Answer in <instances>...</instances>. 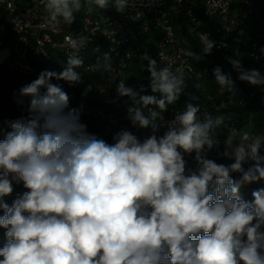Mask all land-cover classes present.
<instances>
[{"label":"clouds","instance_id":"clouds-1","mask_svg":"<svg viewBox=\"0 0 264 264\" xmlns=\"http://www.w3.org/2000/svg\"><path fill=\"white\" fill-rule=\"evenodd\" d=\"M91 3L108 0H45L49 31L3 37L16 80L0 118V264H264V28L245 40L264 0H115V15L75 22ZM96 34L117 62L105 54L89 103L62 81L84 82ZM229 46L235 71L221 72ZM141 52L148 94L121 79ZM29 53L68 66L38 73ZM116 83L129 118L105 109L120 106ZM14 186L26 191L9 204Z\"/></svg>","mask_w":264,"mask_h":264},{"label":"trees","instance_id":"trees-1","mask_svg":"<svg viewBox=\"0 0 264 264\" xmlns=\"http://www.w3.org/2000/svg\"><path fill=\"white\" fill-rule=\"evenodd\" d=\"M243 1L244 0H235V2L238 4V6L240 8H244ZM82 3H83V0H82ZM114 3H115V0H108L107 8H104V9L100 8L98 5H95L94 3L84 5V6H82V8L79 12L74 13L75 22H80L79 20H81V18L93 8L99 9V11L94 15L95 17H98V18H103L107 14L115 15V10L112 6V4H114ZM262 6H264V3ZM3 8L0 9V20L3 22H7L8 13ZM262 9H263V11H262L261 15L264 16V8H262ZM256 18L257 17H255V16H249V18H248L249 24H250V29L247 32V36L245 38L246 41H250L254 37V35H257L259 33L261 28H264L263 26L256 23V21H255ZM11 40H12V34L10 33V28L8 26L7 35L5 36V41L10 43ZM233 48H234L233 46H229V50L227 52V55H224V54L219 55V61L217 63V66L221 68V70H220L221 72L222 71L223 72L228 71L229 69H232V71H235V67L233 66V64L232 65L229 64L231 62V61H229L231 59L230 56L232 54L231 49H233ZM82 51H84V50H82ZM86 51H87V53H86L87 54V61L85 62V64H89V65L93 64L94 68L91 71H88L85 73L84 82L82 83V81H81V82H78L72 86H69V84L67 82H64V81H62V82L69 89L75 90L74 92L78 95L77 96L78 99H80V100L85 99L86 102L94 103L98 99V95L93 90H98L99 89L98 84L103 83L105 81L104 80L105 78L100 74V69L102 66H105V64H106V62L104 60V56H105V54L109 53L108 44L102 39V37L99 34H96L93 37V40L91 42H89ZM151 54H153V51H151ZM108 55L110 56V59H109V61H107V63L110 64L111 66H114L117 62V58L115 57L114 54H108ZM141 57H142V52L139 54L136 62L125 72L124 76L121 79L125 80V86L126 87H133L132 85L137 86L140 83L137 86L138 88H136L137 91H139V86L143 85L146 88V92L144 94H148V93H150L151 89H150V87H148V85H146V80H144V78H142L144 76V74H142V76H141V74H138L141 66L145 65L143 63V61H141ZM28 58L34 62L33 64L36 67L38 73H41L43 71L61 72L62 69L66 68L68 66V60L63 61L60 64H54L53 65L48 61H40L38 59H33L30 56V53L28 55ZM97 64H99V67H96ZM7 79L16 80V78L14 76H12V73H10V67L7 64H5L3 66H0V118L14 115L11 111L6 109L5 104H4V103L8 102L9 99H11V97H13L12 93H14V92H11L10 90H5V86L7 85V88H8V85H10L12 83V81L7 80ZM8 82L10 84H8ZM117 83L113 85L112 92H113V94H115V96H117L119 98L120 106L117 107V105L114 106L112 104H108V105H106L105 109L107 112L114 113L115 115H118L120 118H123V119H124V117L129 118L128 108L130 106H132V101L128 97H121L118 95V93L116 91ZM80 85H82V87ZM88 85H92L93 90H90V91L87 90ZM168 112H169V110H168ZM168 112H166V113H168ZM82 121L87 123L83 117H82ZM89 130L98 134L101 138H104L109 143L114 142L112 140L113 135L110 134L108 132V130H106V128H104V127L89 125ZM254 188H258V187H253L252 189H246L245 192H246L247 199H249V200L252 199L251 191ZM23 191H26V189H23L22 186H14L13 196L5 198L6 202L11 204V202L15 198L16 194L17 193L22 194ZM0 214H2V212H0ZM4 231L5 230L0 229V247H2L3 243L5 242Z\"/></svg>","mask_w":264,"mask_h":264},{"label":"built area","instance_id":"built-area-1","mask_svg":"<svg viewBox=\"0 0 264 264\" xmlns=\"http://www.w3.org/2000/svg\"><path fill=\"white\" fill-rule=\"evenodd\" d=\"M45 0H40L38 5L27 8L20 3V0H0V8L4 7L8 13V25L10 31L15 35L22 37L27 34L37 33L40 31H49L54 22L50 21V16L44 8ZM7 33L6 24L0 20V54L4 59L0 64L8 62L12 58L13 51L9 44L3 41L4 35ZM116 31H106L105 35L113 42L115 40ZM23 38H20V40ZM46 39L49 40L48 36ZM79 41V39H77ZM17 62V61H15ZM25 106V103L23 104ZM16 106L22 107L16 103ZM80 108V106H76Z\"/></svg>","mask_w":264,"mask_h":264}]
</instances>
